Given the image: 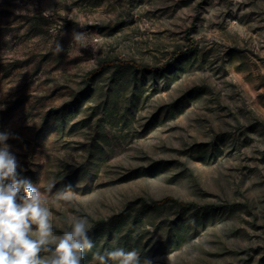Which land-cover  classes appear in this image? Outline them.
<instances>
[{
	"label": "rangeland",
	"instance_id": "1",
	"mask_svg": "<svg viewBox=\"0 0 264 264\" xmlns=\"http://www.w3.org/2000/svg\"><path fill=\"white\" fill-rule=\"evenodd\" d=\"M0 105L82 264H264V0H0Z\"/></svg>",
	"mask_w": 264,
	"mask_h": 264
},
{
	"label": "clouds",
	"instance_id": "2",
	"mask_svg": "<svg viewBox=\"0 0 264 264\" xmlns=\"http://www.w3.org/2000/svg\"><path fill=\"white\" fill-rule=\"evenodd\" d=\"M72 39L86 46L84 33L74 31ZM62 50L57 44L56 53ZM5 109L6 105H0V111ZM10 138L19 139L0 132V264H82L85 253L94 247L89 235L93 225L87 216L70 215V230L55 234L53 214L46 206L48 195L22 175L26 169L11 151L7 143ZM53 187L49 184L45 192ZM93 259L98 264H141L136 250L123 248L105 250L103 254L97 251ZM144 264L152 261L145 260Z\"/></svg>",
	"mask_w": 264,
	"mask_h": 264
},
{
	"label": "trees",
	"instance_id": "3",
	"mask_svg": "<svg viewBox=\"0 0 264 264\" xmlns=\"http://www.w3.org/2000/svg\"><path fill=\"white\" fill-rule=\"evenodd\" d=\"M114 65V66H124V65H130L132 66L133 68L135 69H148V70H157L159 69L158 67H151V66H142V65H138L137 63L133 62V61H130V62H121L119 60H114V61H109L107 63H101L99 65V68H102L103 66L105 65ZM98 70L94 71V72H91V75L95 74ZM169 201H173L175 202L176 204L182 206V207H185V206H188L186 203H182V202H178L174 199H170V198H165V199H162V200H159V201H154L152 202L150 205L152 207H158V206H161V205H164L165 203L169 202Z\"/></svg>",
	"mask_w": 264,
	"mask_h": 264
}]
</instances>
